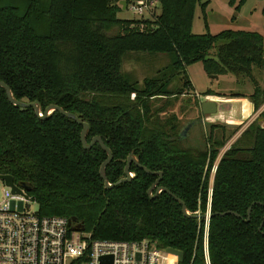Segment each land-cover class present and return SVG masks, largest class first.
<instances>
[{
    "label": "trees",
    "instance_id": "16d2710c",
    "mask_svg": "<svg viewBox=\"0 0 264 264\" xmlns=\"http://www.w3.org/2000/svg\"><path fill=\"white\" fill-rule=\"evenodd\" d=\"M120 1L0 0V80L17 100L38 101L41 113L55 104L86 122L87 142L100 136L112 153L109 183L125 176L133 153L149 170L162 172L157 187L181 199L189 214L204 215L209 207V264H264V224L258 230L264 217V127L254 120L222 154L209 195L220 150L241 125L202 124L199 115L201 142L190 146L180 140L179 118L161 115L168 99L192 89L187 67L196 62L207 75L247 80L252 92L238 95L258 110L264 88L254 71L264 73L263 33H194L195 7L203 11L207 4L201 0H158L159 14L137 19L118 17ZM245 1L238 0L235 10ZM139 53L154 67L141 82L124 66ZM81 129L58 111L39 119L33 108L11 104L0 87V175L33 185L28 194L39 215L75 217L94 239H147L181 250L178 264H206L204 219L184 216L166 191L150 198L147 190L158 176L133 163L129 181L106 189L99 168L107 155L98 143L84 149ZM226 211L239 217L221 214Z\"/></svg>",
    "mask_w": 264,
    "mask_h": 264
},
{
    "label": "built area",
    "instance_id": "2783aa9c",
    "mask_svg": "<svg viewBox=\"0 0 264 264\" xmlns=\"http://www.w3.org/2000/svg\"><path fill=\"white\" fill-rule=\"evenodd\" d=\"M125 1L126 9L140 17L155 16V8L159 5L158 0ZM211 171L214 174L215 165ZM0 182L4 185L0 199V264H178L176 256L147 239H94L85 229H71L65 217L42 216L38 211H29L34 202L29 194L24 190L23 194H14L4 181ZM208 214L209 207L205 215ZM208 223L205 217L203 251L206 264H209ZM102 257H111V260L103 262Z\"/></svg>",
    "mask_w": 264,
    "mask_h": 264
},
{
    "label": "rangeland",
    "instance_id": "374dc122",
    "mask_svg": "<svg viewBox=\"0 0 264 264\" xmlns=\"http://www.w3.org/2000/svg\"><path fill=\"white\" fill-rule=\"evenodd\" d=\"M207 2L204 10H201L199 4L195 7L194 18L192 22V31L197 34L210 32L211 34H216L222 30L232 29V30H250V31H260L264 35L263 29V0H246L241 4L239 10H235V6L238 2L236 0L234 5L229 4V0H201V3ZM159 5L155 8V14H159ZM118 17L122 19H137L140 18L130 9H121L118 11ZM153 18V17H152ZM212 53L215 52L213 49ZM141 57L131 56L124 62V66L128 72L132 73V77L137 79L139 82L143 80L144 77H151L154 73L153 63L150 59L146 58L144 53L138 54ZM189 74L194 84L195 90L202 96L206 87H212L216 90L220 89H236V85H226L222 80L216 78H210L207 75L200 62H196L188 67ZM188 74V75H189ZM255 78L257 79L259 85H264V73L256 69L254 71ZM217 77V76H216ZM190 90H186L185 94L179 97H174L168 99L170 102L165 108L164 112H161L162 116L174 113L179 118V125L181 126L180 131L189 123H192L189 127L187 126L186 132L180 138L184 145L195 146L201 142L202 127L201 124L195 122L201 116L199 111V105L196 101V97L187 96ZM163 100L156 103V107L162 105ZM166 113V114H162ZM197 117V118H196ZM204 133H207V128L204 129ZM230 140L226 143L229 144ZM225 145V146H226ZM224 151V147L220 150L219 156ZM217 162V160H216ZM213 171H211L209 176V185L212 186ZM4 185L0 182V199L2 195V190ZM29 211H37V204L32 202Z\"/></svg>",
    "mask_w": 264,
    "mask_h": 264
},
{
    "label": "water",
    "instance_id": "95a60500",
    "mask_svg": "<svg viewBox=\"0 0 264 264\" xmlns=\"http://www.w3.org/2000/svg\"><path fill=\"white\" fill-rule=\"evenodd\" d=\"M119 4L121 5L122 9H126V1L125 0H121L119 2ZM210 78H216V75H210ZM0 87L5 91V94L9 100V102L15 106L21 107V108H33L35 115L39 118V119H45L48 115H50L53 111H58L60 114H62L63 116L73 119L74 121H76L79 125L82 126L81 132H80V141L81 144L83 146L84 149H88L90 148L93 144L98 143L99 146L102 148V150L106 153V159L101 163L100 168H99V175L101 177V179L104 182V186L106 189H110L112 187H114L116 184L120 183V182H127L132 178V173L130 172V166L133 163L135 166H137L138 168L144 170L145 172L149 173V174H153V175H157L158 178L154 181V183L150 186V188L147 190V195L150 198H154L160 191H166L167 193H169L170 195L171 192L166 189L165 187H161L158 186V183L162 177V172L161 171H151L148 168H146L145 166H143L142 164L139 163L138 159L134 156L133 153H130L126 159V164L124 167V174L125 176L122 177L121 179H119L116 183L111 184L108 182L107 177H106V167L107 165L110 163V161L112 160V153L110 151V149L105 145V143L103 142V140L101 139L100 136H94L92 137L91 141L88 143L86 140L87 137V133H88V124L84 121H82L81 118H79L78 116H76L73 113H70L66 110H64L63 108H61L58 105L55 104H49L45 107V109L43 110V112L41 113L40 111V106H39V102L38 101H33V102H27V101H20L17 100L16 98H14V96L12 95L11 89L9 88V86L3 82L2 80H0ZM201 112L202 114L205 115H209V114H213L216 112V106L214 102L211 101H204L201 104ZM192 123L187 124L180 132H179V137L181 138L184 134V132H186V130L190 127ZM189 125V127L187 128V126ZM0 180L4 181V183L9 186L12 190V193L14 194H23L22 190H24L25 192H29L33 189V185L30 182H26V181H22V182H18L15 183L13 178L10 175H0ZM156 187V191L153 193V189ZM173 198L181 204L182 206V213L184 216L186 217H194V218H205L208 217V219H210L211 214L209 213L208 215H199V214H189L186 210V207L183 203V201L179 198H177L175 195H172ZM25 197H27V195H25ZM255 203H252L251 206L248 208L247 210V218L244 220L245 222H248L250 214H251V210H252V205ZM221 214H233L237 217H239V215L233 211H226L225 213H221ZM68 225L71 227V229L75 230V231H83L85 229L83 223L81 222H76V218L72 217L70 219H68ZM264 224V217L258 227V230L261 231V228ZM165 251L169 254H172L174 256H176L178 263H181L184 259V254L181 250H177L171 247L165 248ZM101 260L106 261H110L111 257H102Z\"/></svg>",
    "mask_w": 264,
    "mask_h": 264
},
{
    "label": "crops",
    "instance_id": "0c3cea01",
    "mask_svg": "<svg viewBox=\"0 0 264 264\" xmlns=\"http://www.w3.org/2000/svg\"><path fill=\"white\" fill-rule=\"evenodd\" d=\"M263 29H264V17H263ZM255 31V30H254ZM257 31V30H256ZM260 32V31H258ZM262 33V32H261ZM187 73L189 74V69L187 67ZM192 89L188 92L189 95L196 97V101L199 105V111L201 114V123H222L229 126L241 125L240 130L234 134L229 140L230 143L224 146V151L222 154L231 146V144L237 139L240 133L254 120L259 121L261 126L264 127V117L260 116V113L264 112V104H262L258 110H254L253 103L247 96L238 94H250L252 92L251 84L245 79L237 80L233 75L222 74L216 77V79L222 80L226 85H236V89H220L216 90L212 87H206L205 91H210L208 95H201L195 88L190 74L188 75ZM261 86V85H260ZM264 88V85L261 86ZM204 101H211L215 103L216 112L213 114L205 115L201 112V104ZM180 118V116H179ZM228 140V141H229ZM220 155V157L222 156ZM219 156V155H218ZM217 157V162L215 161V167L220 159ZM213 181V180H212Z\"/></svg>",
    "mask_w": 264,
    "mask_h": 264
}]
</instances>
